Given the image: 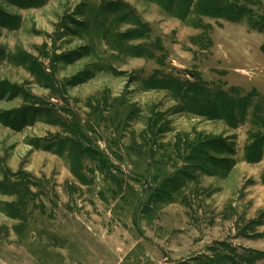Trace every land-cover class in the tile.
Returning <instances> with one entry per match:
<instances>
[{"label": "rangeland", "instance_id": "1", "mask_svg": "<svg viewBox=\"0 0 264 264\" xmlns=\"http://www.w3.org/2000/svg\"><path fill=\"white\" fill-rule=\"evenodd\" d=\"M0 264H264V0H0Z\"/></svg>", "mask_w": 264, "mask_h": 264}, {"label": "trees", "instance_id": "2", "mask_svg": "<svg viewBox=\"0 0 264 264\" xmlns=\"http://www.w3.org/2000/svg\"><path fill=\"white\" fill-rule=\"evenodd\" d=\"M240 10H242V8H241ZM239 13H240V12H239ZM219 99H222V98L219 97ZM223 99H225V98H223ZM225 100H226V99H225ZM226 102H228V101H226ZM223 117H227V118H225V119H227V120H228L229 122H231L232 124H233V123H237V122H241V121H237L238 118L234 117L232 113H230V114H224Z\"/></svg>", "mask_w": 264, "mask_h": 264}]
</instances>
